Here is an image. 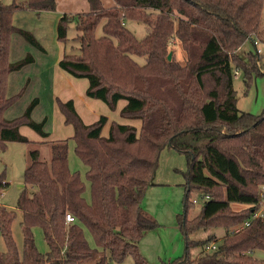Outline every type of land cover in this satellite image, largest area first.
I'll use <instances>...</instances> for the list:
<instances>
[{"label": "trees", "instance_id": "trees-1", "mask_svg": "<svg viewBox=\"0 0 264 264\" xmlns=\"http://www.w3.org/2000/svg\"><path fill=\"white\" fill-rule=\"evenodd\" d=\"M114 2L105 8L102 0H88L87 12L63 13L57 34L66 51L59 65L77 78H87V96L102 100L110 109L125 100L121 116L141 118V127L112 121L104 136L107 115L85 123L73 99H57L65 123L74 128L70 138L75 152L87 167L90 199L85 195L87 183L69 165L70 138L49 141L50 160L42 159L39 149L32 150L16 205L22 211L23 249L19 250L13 234L17 211L0 204V232L7 246L0 251V264H113L129 256L135 264H150L141 253L140 241L159 223L143 200L167 147L185 154L188 163L185 212L180 219L186 252L177 263L264 264L255 256V251H264V220L252 218L260 207L264 184V112L240 110L234 87L237 66L247 86L254 74L264 72L255 63L258 51L249 52L243 65L232 55L247 38L260 33L264 0ZM56 7L57 0L0 5L1 149L12 141L30 142L20 130L22 125L44 138L50 135L45 129L47 117L37 121L32 116L39 98L14 118H7L5 112L22 94L8 95L10 74L35 61L31 53L10 60L12 35L18 33L46 52L32 31L14 24V14ZM149 11L157 12L155 19ZM127 20L146 25L142 39L127 27ZM100 24L103 33L98 35ZM72 25L75 32L70 38ZM172 37L188 54L184 65L168 58ZM9 185L5 172L0 173V196ZM191 191L198 192L202 201L194 218L189 213L199 200L191 198ZM234 202L246 206L236 211ZM68 213L73 221H67ZM248 219V225L234 231ZM34 227L42 229L46 254L36 244ZM216 228L225 230L220 239L215 233L191 238L198 230ZM212 242L216 249H207ZM192 248L201 250L192 256Z\"/></svg>", "mask_w": 264, "mask_h": 264}, {"label": "rangeland", "instance_id": "rangeland-1", "mask_svg": "<svg viewBox=\"0 0 264 264\" xmlns=\"http://www.w3.org/2000/svg\"><path fill=\"white\" fill-rule=\"evenodd\" d=\"M12 1L13 0H0V5L9 4ZM58 2L59 7L65 8L68 13L87 12L89 10L88 0H58ZM102 2L105 8L115 5L114 0H102ZM149 15L151 19H155L157 12L151 11ZM13 21L17 26L18 24H23V26L29 28L30 26H33L31 24L34 20L32 19L30 12L22 9L15 12ZM126 25L138 39H142L147 33L146 25L142 22L127 20ZM74 32V26L72 25L69 29L70 38L73 36ZM102 33V25L100 24L97 34L101 35ZM16 35L20 36L24 41L26 40L18 33H14L11 38L12 47L14 49V55L12 54V58L20 59L25 56L26 53H23L21 49H17V47L20 46V43L16 40ZM76 45L79 46V43H76ZM50 49L51 51L53 50L51 46ZM68 50L71 51L72 49L68 48ZM257 51L259 54L255 59V63L258 69H260L261 72H264V9L260 33L258 35H253L251 38H247L241 48L233 52L232 55L236 63L239 62L240 65H243V63H245L244 58L247 57V54L249 52L255 54ZM167 54L168 56L171 55V58L174 59V61H178L182 65L188 60L186 50L182 47L181 41L176 37L170 39L167 47ZM137 59L140 63L144 62L143 57H137ZM39 61L41 62V60ZM35 67L36 65H32L25 68L22 72H19L20 74H17V76L14 75L10 81V86L8 88L9 94L22 92L21 96L9 107L11 114H15L14 117L22 114L27 104H29L35 96L43 98V104L35 110L34 116L37 119L33 116L34 119L40 121L45 114L52 113L51 107H49L48 93L42 89L39 91L38 86L35 85L37 82V80L34 82L33 76L35 73ZM239 69L240 68L237 66L234 76V87L237 91V105L239 109L253 114H262L264 112V75L254 74L251 83L247 86L244 83L243 72L239 71ZM29 77H31L30 81L28 79ZM120 104L123 105L124 103L121 102ZM108 111L110 114L114 113V110L112 109H109ZM51 117L52 119L48 123V128L51 129L53 134H68V129L73 132V126L66 124L63 121L61 122L56 114ZM137 119L141 121V118H133V121ZM22 126L23 130H26V132L37 133L39 135V133L30 126ZM46 126L47 124L45 125V129ZM23 134L28 137L26 133ZM28 138L30 139V142L12 141L8 142L4 149L0 148V173L5 172L6 179L10 182L8 188L0 196V204L6 205L9 209H15L17 211V217L13 223V234L20 251L23 249V233L20 225L22 221V211L17 209L16 205L19 195L25 186L23 176L29 163V154L32 150L39 149L42 159L50 160L51 158L49 142H40L34 138ZM68 159L70 168L73 171H77L87 183L85 195L89 200L90 185L86 179L87 167L76 154L72 138L69 139ZM187 168L188 163L185 154L170 147L163 149L153 185L147 189L143 200L147 212L159 223V226L148 231L140 242L141 253L147 258L150 264H178L177 261H180L181 257H183L186 252L185 235L180 227V219L185 212L184 183L186 182L185 173ZM191 198H198L199 200V202L191 208L189 213V217L194 218L200 213L202 201L196 191H191ZM245 206L246 204L240 202L232 203V209L236 211L243 209ZM211 233H215L216 237L220 239L224 235L225 230L222 228L198 230L191 235V238H207ZM86 235L91 244L95 245L94 239L87 229ZM34 236L39 250L43 254H46L48 248L42 229L34 227ZM6 248L7 246L4 237L0 232V251H6ZM200 250L201 248H192V256H196ZM255 256L264 260V251H255ZM113 264H135V260L133 257L129 256L123 262H114Z\"/></svg>", "mask_w": 264, "mask_h": 264}, {"label": "crops", "instance_id": "crops-1", "mask_svg": "<svg viewBox=\"0 0 264 264\" xmlns=\"http://www.w3.org/2000/svg\"><path fill=\"white\" fill-rule=\"evenodd\" d=\"M25 10L27 12H30L32 16V19L34 21L31 25L33 26H30L28 28L23 26V24H18V27L32 31L37 37V39L40 41V43L45 47L46 52L41 51L39 48L33 46L28 41H24V39L16 35V40L20 43V46H18L17 49H21L23 53L26 54L31 53L34 56L35 61L30 64H27L21 70L12 72L9 76L8 88L10 86V81L12 80L14 75L17 76V74H20L19 72H22L25 68H28L32 65H36L34 69L35 73L33 74L34 82H36L37 80L35 85L38 86L39 91H41L42 89L46 93H48L47 97L49 98V107H51L52 113L45 114L43 118L40 119L42 120L47 117L46 129L50 132V135L48 137L44 138L40 134L38 135L37 133L34 134L32 132H26V130H23V126L20 127L21 132L26 133L28 137H31V139L34 138L40 142H49L53 140L66 139L72 137L74 134V130L72 132L70 129H68V134L62 135L58 133L53 134L51 132V129L48 128V123L51 121V116H54V114L57 115L58 119H60L61 122H65V116L62 114L58 107L57 99H61L63 101L73 99L75 108L81 115L85 123H93L100 117V115H107L108 122L104 125L102 130V134L104 136H108L110 124L112 121L128 123L136 126L139 129L141 127V121L139 119H137L138 121H133V118L123 117L120 114L121 108L126 103L125 100H120L118 102L117 108L114 110V113L110 114L108 111L110 108L105 102L100 99L87 96L86 90L89 85V81L87 78H77L60 67L59 61L63 57L66 49L64 43L58 39L57 24L63 13L68 11H66L65 8L59 7L58 0L57 7L55 10H34L28 8ZM50 46L53 48L52 51L50 49ZM11 49L10 60H18L17 58H12V54L14 55L12 40ZM39 60H41V62ZM28 79L30 81L31 77H29ZM14 94H16V92L13 94L8 93V95ZM35 97L39 98V103L34 109L32 116H34L35 110L43 104V98H41L40 96ZM121 102H123L124 104L121 105ZM7 110L5 112V116L7 118H12L15 116V114H11V110L9 108Z\"/></svg>", "mask_w": 264, "mask_h": 264}, {"label": "built area", "instance_id": "built-area-1", "mask_svg": "<svg viewBox=\"0 0 264 264\" xmlns=\"http://www.w3.org/2000/svg\"><path fill=\"white\" fill-rule=\"evenodd\" d=\"M237 73V72H236ZM10 183V182H9ZM260 207L258 210L254 211L252 214V218H261L264 220V184L261 187V191H260V203H259ZM66 219L67 221H73L74 220V216H72L70 213H68L66 215ZM251 219H248L247 221H245L243 224H240L238 226H236L234 228V231H239L240 229H242L245 225H248L250 223ZM209 250H214L216 249V243L212 242V244L208 245L207 247ZM47 253V252H46ZM46 264H51V263H46Z\"/></svg>", "mask_w": 264, "mask_h": 264}, {"label": "water", "instance_id": "water-1", "mask_svg": "<svg viewBox=\"0 0 264 264\" xmlns=\"http://www.w3.org/2000/svg\"><path fill=\"white\" fill-rule=\"evenodd\" d=\"M168 57H169V59H170V58H171V55H169Z\"/></svg>", "mask_w": 264, "mask_h": 264}]
</instances>
